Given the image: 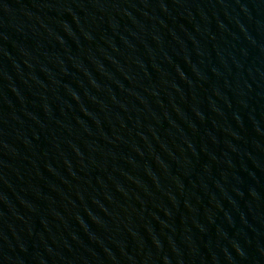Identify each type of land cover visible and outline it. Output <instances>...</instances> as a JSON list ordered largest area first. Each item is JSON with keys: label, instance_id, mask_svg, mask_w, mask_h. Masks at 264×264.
Instances as JSON below:
<instances>
[{"label": "water", "instance_id": "95a60500", "mask_svg": "<svg viewBox=\"0 0 264 264\" xmlns=\"http://www.w3.org/2000/svg\"><path fill=\"white\" fill-rule=\"evenodd\" d=\"M0 264H264V0H0Z\"/></svg>", "mask_w": 264, "mask_h": 264}]
</instances>
